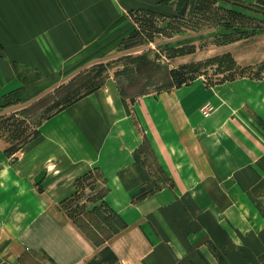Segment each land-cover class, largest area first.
Wrapping results in <instances>:
<instances>
[{
	"label": "crops",
	"instance_id": "1",
	"mask_svg": "<svg viewBox=\"0 0 264 264\" xmlns=\"http://www.w3.org/2000/svg\"><path fill=\"white\" fill-rule=\"evenodd\" d=\"M176 2L0 0V113L116 52L135 12L174 15ZM186 91L129 106L112 77L45 120L14 157L0 146V264H264V225L240 216L255 211L240 200L254 172L241 168L235 137L214 118L198 119L201 102ZM89 172L99 173L102 201L123 223L99 246L60 208Z\"/></svg>",
	"mask_w": 264,
	"mask_h": 264
},
{
	"label": "rangeland",
	"instance_id": "2",
	"mask_svg": "<svg viewBox=\"0 0 264 264\" xmlns=\"http://www.w3.org/2000/svg\"><path fill=\"white\" fill-rule=\"evenodd\" d=\"M196 1L177 0L173 6L174 15L168 12L164 13L165 17L158 11L135 12L132 14L135 29L122 40L116 52L90 62L74 77H67L62 85L35 87L45 91L31 100L19 104L15 100L9 102L4 117L15 116L16 121L7 122L13 125L0 129V146L5 151L15 146L17 141L11 138L10 132L14 128L22 132L21 141H26L53 114L112 77L117 80L129 106L142 96L151 98L174 89H186V94L201 102V106L206 102L214 105V113L206 119L198 110V119L214 118L210 124L222 125L230 138L235 137L241 168L247 170L250 166L254 172V175L247 174L251 179L242 181L240 200L255 211L241 213V222L249 226L252 216L256 217L259 227L264 225V30H258L253 37L218 44L222 41L219 36H232L241 27L264 25V0H216L209 6L211 12L202 15L193 11ZM218 8L233 10L244 18L218 13ZM208 15L210 18L206 19ZM224 22L236 27L225 28ZM224 55L229 56L234 64L229 66L226 58L219 63L213 61ZM193 64L195 67H190ZM182 67L185 68L179 71ZM174 72L184 73V80L188 82L177 85ZM141 151L154 177L165 184L168 177L158 168L151 150L143 147ZM6 154L13 153L8 151ZM100 178L96 172L76 188L75 198L60 206L71 223L95 245L109 234V228L118 227L108 211L92 212L96 204L89 201L94 191L88 184H95L98 191L103 188ZM245 189H250L252 196Z\"/></svg>",
	"mask_w": 264,
	"mask_h": 264
},
{
	"label": "trees",
	"instance_id": "3",
	"mask_svg": "<svg viewBox=\"0 0 264 264\" xmlns=\"http://www.w3.org/2000/svg\"><path fill=\"white\" fill-rule=\"evenodd\" d=\"M216 2V0H197L196 3H195V6H194V13H199V15L201 14H204V13H208V12H211L209 6L211 4H214ZM219 9V12H223L224 14H227V15H231V16H236V17H241V18H244L243 15L233 11V10H221L220 8ZM217 9V10H218ZM209 14V13H208ZM203 17V16H202ZM209 15L206 16V19H209ZM205 19V18H203ZM223 26L225 28H228V29H231V28H234L236 26H234L233 24H230V22H224ZM264 28V25L263 24H257V25H254L252 28H248L247 27H241L239 29H241L240 31H237L235 32L232 36H234L232 38V36L229 34V35H223V36H219L220 39H222L221 42H218V44H227V43H231V42H235V41H238V40H241V39H245V38H248L250 36H252L256 31L258 30H261ZM238 29V28H237ZM248 29L250 30V32H248ZM226 58V62H229L228 65L231 66L233 63V60L229 57V56H226L224 55L223 57H220V58H217L216 59H213V61H218V63L220 61H222L223 59ZM190 67H195V65H191ZM185 67H182L181 69H178L179 71H182ZM230 69V68H228ZM183 75H185L184 73H178V72H174V76H175V81H177V85H182L183 83H186L188 82V80H184V77ZM179 87V86H178ZM7 106V105H6ZM10 121H16V118L15 116H12L10 118H5L4 117V113H0V129H4L6 127H9L10 125H13V124H7V122H10ZM16 123H20L19 121H17ZM6 124V125H4ZM11 132V138H14L16 139V144L15 146H10L9 148H7L6 150V153L8 151L12 152V153H16L18 150H20L24 145H26L30 140L32 139H35L39 133L38 131H34L33 132V135L30 136V138H28L26 141L24 140L23 142L21 141L22 140V132H20L17 128H14V130L10 131ZM96 172H89L87 174H85L84 176H82L81 178H79L77 181H76V187L78 188L81 184H83L85 181H88V179H90L91 177H93V175H95ZM89 185V188L90 190L93 192L94 191V194H93V198L89 201H92L94 204H97L99 203L98 205L94 206L93 209H92V212H97L98 210H101V209H104L105 211H108L109 213H111V211L109 210V208L107 207V205L102 201L103 200V196H104V188H101L100 190L96 191V185L91 183V184H88ZM77 195V193L75 194V196ZM75 196L73 198H75ZM72 198V199H73ZM112 214V213H111ZM112 216L114 217L115 221L118 223V227L117 228H113L112 230L109 228V234H107L106 236H103V239L99 242V243H96L98 246L103 244L105 240H107L109 237H111L112 234H115L116 232H118L122 227H123V223H121L119 221V218L115 215V214H112Z\"/></svg>",
	"mask_w": 264,
	"mask_h": 264
},
{
	"label": "built area",
	"instance_id": "4",
	"mask_svg": "<svg viewBox=\"0 0 264 264\" xmlns=\"http://www.w3.org/2000/svg\"><path fill=\"white\" fill-rule=\"evenodd\" d=\"M214 111V107L210 104H205L200 108L201 115L205 118L209 117Z\"/></svg>",
	"mask_w": 264,
	"mask_h": 264
}]
</instances>
